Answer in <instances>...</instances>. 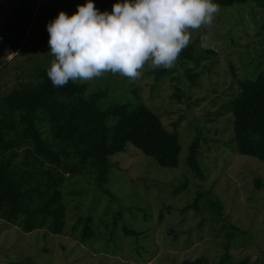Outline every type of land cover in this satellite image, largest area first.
I'll return each mask as SVG.
<instances>
[{"label":"rangeland","instance_id":"1","mask_svg":"<svg viewBox=\"0 0 264 264\" xmlns=\"http://www.w3.org/2000/svg\"><path fill=\"white\" fill-rule=\"evenodd\" d=\"M87 2H43L17 55H7L8 46L0 40V58L8 60L0 71V98L42 82L54 59L47 23L60 11L73 15ZM17 3L0 0V30ZM93 3L105 11L98 0ZM218 7L211 26L188 29L203 59L177 60L174 72L160 80L149 62L135 82L111 73L80 82L87 84V95L106 90L102 109L117 102L144 103L157 113L169 130L179 133V165L161 166L128 144L126 151L112 156L108 179L99 185L89 160L82 173L67 175L61 187L67 209L62 234L45 227L25 232L0 219V264H183L198 258L206 259L201 264H218L226 252L235 264H264V161L237 152L231 114L217 113L237 91L238 80L264 63V5ZM188 71L199 74L197 81L189 79ZM44 132L53 142L47 126ZM196 137L203 177L188 164ZM198 192V206L184 210ZM86 217L92 218L91 236L82 234L85 221L78 222ZM125 228L140 234H128Z\"/></svg>","mask_w":264,"mask_h":264},{"label":"trees","instance_id":"2","mask_svg":"<svg viewBox=\"0 0 264 264\" xmlns=\"http://www.w3.org/2000/svg\"><path fill=\"white\" fill-rule=\"evenodd\" d=\"M40 2L18 0L13 14L2 24L0 36L14 51L24 45ZM212 2L222 6L247 2L264 5V0ZM196 45L197 41L189 42L177 60L203 59ZM6 61L0 58V71ZM173 72V67L154 71L157 80ZM187 76L192 82L199 78L193 71H188ZM43 77L39 84L21 86L0 98V219L6 226L18 225L25 232L45 227L51 233L62 234L67 209L61 187L67 175L82 173L84 164L91 160L97 181L102 185L111 171L112 156L126 151L128 144L152 156L161 166L179 165L182 150L179 133L169 130L162 118L144 103L117 102L102 109L99 102L106 90L87 95L86 83L69 81L63 87H54L46 73ZM224 112L233 119L237 152L264 161V63H259L248 77L238 80L237 91L217 113L225 115ZM46 126L53 142L44 135ZM199 142L196 137L190 144L188 164L195 175L203 177ZM257 183L258 187L263 185L260 179ZM201 197L202 192H198L184 210L197 207ZM211 205L224 208L215 201ZM91 219H78L85 221L83 235H93ZM123 231L140 234L127 228ZM205 262V258H198L185 260L183 264ZM218 264L235 262L226 252Z\"/></svg>","mask_w":264,"mask_h":264},{"label":"clouds","instance_id":"3","mask_svg":"<svg viewBox=\"0 0 264 264\" xmlns=\"http://www.w3.org/2000/svg\"><path fill=\"white\" fill-rule=\"evenodd\" d=\"M219 7L212 0H122L101 12L93 0L47 23V76L54 87L88 82L104 73L135 82L146 63L171 69L190 42L188 29L211 26Z\"/></svg>","mask_w":264,"mask_h":264},{"label":"crops","instance_id":"4","mask_svg":"<svg viewBox=\"0 0 264 264\" xmlns=\"http://www.w3.org/2000/svg\"><path fill=\"white\" fill-rule=\"evenodd\" d=\"M47 1H49L50 2V4H55V5H58V1H60V0H41V2L39 3V5H38V7H37V10H36V12H35V15H34V18H33V21H32V23H31V26H30V28H29V32H28V35L32 32V30H33V27H34V22L37 20V18L39 17V15H40V12H41V4L44 2V3H46ZM68 2V1H67ZM98 2L99 3H102V6L104 7V10L105 11H108V12H111L112 11V9H113V5L114 4H116V3H119V2H122V0H98ZM69 7V6H68ZM62 10V9H61ZM5 42H6V40H5ZM2 43V42H1ZM21 50V49H20ZM20 50H18V51H14L10 46H8V49H7V51H8V53H7V55L8 54H14V55H17V53L20 51ZM7 55H6V58H7Z\"/></svg>","mask_w":264,"mask_h":264},{"label":"built area","instance_id":"5","mask_svg":"<svg viewBox=\"0 0 264 264\" xmlns=\"http://www.w3.org/2000/svg\"><path fill=\"white\" fill-rule=\"evenodd\" d=\"M0 40L3 42L5 39H4L3 37L0 36ZM5 44L8 46L7 43H5Z\"/></svg>","mask_w":264,"mask_h":264}]
</instances>
